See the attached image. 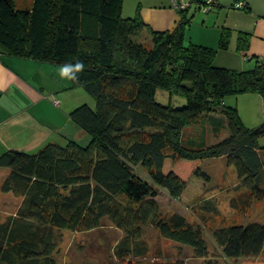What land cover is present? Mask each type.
Here are the masks:
<instances>
[{
  "label": "trees",
  "instance_id": "16d2710c",
  "mask_svg": "<svg viewBox=\"0 0 264 264\" xmlns=\"http://www.w3.org/2000/svg\"><path fill=\"white\" fill-rule=\"evenodd\" d=\"M122 1L34 0L18 9L14 0H0L2 51L59 65L81 61L84 71L72 87L95 99L94 107L83 103L69 113L88 137L84 143L68 137L36 152L0 154V167L9 169L1 190L22 198L13 214L0 219L2 264H58L57 232L96 228L104 216L126 233L116 248L119 257L149 222L162 237L204 256L201 231L179 213L160 215L155 197L159 189L181 202L195 197L209 182L199 166L207 158L225 157L235 167L246 187L241 204L264 199V150L257 143L264 120L251 129L236 107L224 103L228 94L250 91L264 100V57L247 70L216 65L217 50L185 43L188 9L179 10L172 30H154L137 17H120ZM145 28L150 45L135 39ZM250 37L238 33L237 51L249 48ZM230 38L231 29L224 28L219 47L227 49ZM159 88L185 96L186 104L158 102ZM206 124L216 137L228 134L209 143ZM198 126L196 136L187 135ZM213 235L229 258L258 257L264 247L260 223H232Z\"/></svg>",
  "mask_w": 264,
  "mask_h": 264
},
{
  "label": "rangeland",
  "instance_id": "374dc122",
  "mask_svg": "<svg viewBox=\"0 0 264 264\" xmlns=\"http://www.w3.org/2000/svg\"><path fill=\"white\" fill-rule=\"evenodd\" d=\"M33 1L14 0L18 9L30 8ZM173 14L169 10L156 9L149 0H123L120 11V17H137L154 30L173 29L179 21L177 19L173 22ZM187 27L185 43L189 42L191 33L196 37L197 29L199 31L196 25L192 27V32L188 36ZM204 35L211 43L209 47L217 50L214 58L216 63L238 70L254 67L256 57L259 56L250 55L249 59L244 56L246 50L237 51L235 42H232L231 49V38L228 48L221 49L219 47L220 37L216 39L213 35ZM135 39L150 45L151 38L148 29L145 28ZM76 88L77 92L73 93L69 99L73 104L70 106L71 109L83 103L94 107V97L81 87ZM155 98L158 102L172 107H181L186 104L185 96L170 94L161 88L157 89ZM52 99L53 97L50 96L49 100ZM224 103L236 107L244 125L251 129L258 128L264 120V100L258 92L228 94L224 98ZM206 125L203 126L206 129V139L209 143H215L228 134L225 130L221 132V136L216 137ZM201 129L200 126L190 128L187 135L196 136ZM72 134L74 135V132H70V138L80 139ZM257 143L264 150V135L258 138ZM199 166L209 176V182L197 192L195 197L181 202L170 196L165 189H159V195L155 197V201L156 210L160 215L179 213L201 231L207 245V253L204 256L198 255L189 245L162 237L154 224L149 222L139 227L128 241L126 248L130 251L119 257L116 254V248L124 242L126 233L118 228L109 217L104 216L96 228L83 231L63 229L57 232L53 254L58 264H264V247L258 257L229 258L224 255L213 235L216 228L232 223L264 224V199H251L248 204L240 203L239 195L246 192V187L240 182L235 167L229 164L225 157L204 159ZM137 171L143 176L146 175L140 168ZM233 200L236 206L233 205ZM2 216L3 214L0 215V219ZM139 246L145 248V253L136 252V247Z\"/></svg>",
  "mask_w": 264,
  "mask_h": 264
},
{
  "label": "crops",
  "instance_id": "0c3cea01",
  "mask_svg": "<svg viewBox=\"0 0 264 264\" xmlns=\"http://www.w3.org/2000/svg\"><path fill=\"white\" fill-rule=\"evenodd\" d=\"M212 1L213 9L208 11L200 9L207 0L192 1L188 8L191 20L186 34L192 32V27L196 25L199 31L197 29L196 37L192 33L188 35V43L209 46L211 43L204 34L219 39L222 30L228 28L231 29V49L232 42L237 47L238 33L242 31L251 35L249 48L244 56L249 59L250 55L264 57V0H245L247 9L234 7L238 0ZM149 2L156 9L174 13L173 22L179 20V10L173 6L172 0ZM214 63L224 66L215 61ZM60 66L8 55L0 48V154L10 149L36 152L48 142L63 143L70 132L80 138L78 141L88 140L69 117L72 111L70 106L73 105L69 99L77 91L76 87H72L71 81L60 78ZM50 96L53 97V102L49 100ZM8 172L7 167H0L1 219L13 214L22 200L12 192L1 190Z\"/></svg>",
  "mask_w": 264,
  "mask_h": 264
},
{
  "label": "clouds",
  "instance_id": "9594fccd",
  "mask_svg": "<svg viewBox=\"0 0 264 264\" xmlns=\"http://www.w3.org/2000/svg\"><path fill=\"white\" fill-rule=\"evenodd\" d=\"M84 68V64L79 60L75 63H65L59 68V76L61 79L75 82L79 80V74L84 71Z\"/></svg>",
  "mask_w": 264,
  "mask_h": 264
},
{
  "label": "built area",
  "instance_id": "2783aa9c",
  "mask_svg": "<svg viewBox=\"0 0 264 264\" xmlns=\"http://www.w3.org/2000/svg\"><path fill=\"white\" fill-rule=\"evenodd\" d=\"M192 1L194 0H172V3L177 10H182V9H188L191 6ZM212 5H213V1L207 0L206 3L200 6V9L204 11H208L209 9H211ZM246 6H247V2L245 0H238L237 2L234 3V7L236 8H244Z\"/></svg>",
  "mask_w": 264,
  "mask_h": 264
}]
</instances>
